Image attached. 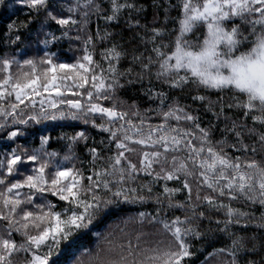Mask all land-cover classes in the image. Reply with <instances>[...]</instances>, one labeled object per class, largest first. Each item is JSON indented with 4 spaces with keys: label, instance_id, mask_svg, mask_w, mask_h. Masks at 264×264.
I'll return each instance as SVG.
<instances>
[{
    "label": "snow or ice",
    "instance_id": "snow-or-ice-1",
    "mask_svg": "<svg viewBox=\"0 0 264 264\" xmlns=\"http://www.w3.org/2000/svg\"><path fill=\"white\" fill-rule=\"evenodd\" d=\"M17 3L39 12L46 8L47 0H17ZM112 5L114 15L108 20H113L121 8L132 7L117 0H112ZM82 7L99 10L94 0H85ZM179 8V16L174 18L178 24L174 39L154 46L156 58L149 57L143 68L150 71L157 64V78L173 88L192 84L230 91L232 99L239 101L236 106L245 110V116L253 114V121L264 124V0H179ZM87 15L85 11L84 16ZM47 18L61 26L70 22L51 11L47 12ZM13 27L14 24L9 25L10 29ZM153 32L160 35L156 29ZM42 43L47 45L49 41L45 39ZM87 43H91V38ZM55 55L45 52L39 60L0 59V130L64 119L82 120L96 127L95 120L99 117L105 123L98 127L110 134L109 143H114L117 151L107 158L106 164L97 166L101 157L95 148L90 149L93 168L87 175L83 168L72 163L76 158L71 155L72 145L86 138L83 132L69 138V154L62 158L46 150L48 137H41L39 149L17 147L0 155V221L6 222V235H0V264H14L13 257L20 252L30 257L25 264H59L61 258L73 255L71 264H184L185 258L192 255L186 240L195 233L187 226L191 217L181 220L177 216L166 221L158 214L150 216L144 212L124 221L125 226L129 222L140 226L134 239L114 242L109 234L99 238L95 250L83 248L75 254L84 230L101 213L121 204L146 202L144 190L150 194L151 186H130L139 174L153 176L154 180H173L183 173L195 179L198 186L220 196L264 207V165L254 159L242 162L240 157L231 158L213 144L209 131L198 124L199 135L180 127L181 121L197 119L183 108L169 106L161 113L163 122L158 125H146L139 112H132L131 116L139 117V123H135L129 112L117 110L114 93L123 85L111 64L112 59L118 60L121 55L115 47L105 53L109 61L107 69L93 59L87 48L73 63L59 62ZM105 101L113 103L105 106ZM221 114L222 110L217 116ZM171 120L176 124L169 123ZM234 128L235 125L230 131ZM22 135L24 132L16 127L8 132L7 139ZM260 141L264 143V133ZM133 153L139 155L138 164L128 155ZM29 164L31 170L22 171L21 166ZM154 166H159V171ZM17 176L23 179H11ZM184 188L191 193L187 179ZM164 194L171 200L174 190L165 186ZM49 195L63 205L48 199ZM203 199L217 210L226 209L224 231L229 224L240 225L242 218H247V223L253 220L251 213L217 204L210 196ZM169 207L183 205L169 203ZM259 219V226L264 227V213ZM145 223L159 225L152 235L163 234L165 239L154 243L145 240L149 235L142 230ZM13 232L23 236L24 242L17 244L12 239ZM121 232L129 235L124 229ZM254 250L255 245L247 248L244 238L236 236L231 247L218 249L217 253L232 257L226 264H237L239 252ZM248 264L256 262L250 260Z\"/></svg>",
    "mask_w": 264,
    "mask_h": 264
},
{
    "label": "trees",
    "instance_id": "trees-1",
    "mask_svg": "<svg viewBox=\"0 0 264 264\" xmlns=\"http://www.w3.org/2000/svg\"><path fill=\"white\" fill-rule=\"evenodd\" d=\"M84 3L85 0H47L46 8L37 12L18 3L14 7H8L4 0V3L0 4V59L39 60L45 52H48L55 53V59L59 62L73 63L87 48L93 59L107 69L109 61L105 59V53L115 47L121 55L118 60L112 59L111 64L115 66L117 79L123 85L114 93L117 110L129 112V118L135 123H139V117L131 116L132 112H139L145 118L146 125H158L163 122L161 113L167 111L169 106L183 108L197 119L195 122L181 121L180 127L199 135V129L196 128L198 124L200 128L209 131L213 144L218 149L222 148L231 158L240 157L242 162L254 159L264 165V143L260 141V135L264 133V124L253 121V114L245 116V110L236 106L239 101L232 99V92L205 89L192 84L173 88L163 79L157 78V64H153L150 71L143 68V64L148 63L149 57L156 58L154 46L167 44L174 39V30L178 28L174 18L180 13L179 0H117L119 4L132 5V7L121 8L115 13L113 20L107 19L114 15L112 0H94L99 10L85 9L82 7ZM172 5L175 7H171ZM48 11L53 12L58 18L69 19L70 22L67 25H58L47 18ZM85 11H88L87 17L84 16ZM73 20L76 23H72ZM10 24H14L11 29ZM153 29L158 30L160 35L156 36ZM89 38L91 43H87ZM45 39L49 41L47 45L42 43ZM136 57L140 59L134 60ZM160 93L164 96L160 97L158 95ZM195 96H203L205 99H193ZM103 103L105 106H111L113 101ZM221 110L222 114L217 116ZM254 114L259 115V113ZM95 123L96 127L82 120H45L39 124L30 122L28 126L16 125L2 129L0 155L11 152L17 147L29 151L39 149L41 137H48L46 150L56 152L62 158L69 154L71 143L69 138L83 132L86 138L72 145L71 155L76 158L72 163L83 168L87 175L93 168L90 149L95 148L101 157L96 161L97 166L106 164L107 158L117 151L115 144L109 143L110 134L98 127L105 121L97 117ZM169 123L175 125L176 121L171 120ZM233 125L235 128L230 131ZM16 127H19L24 135L8 140V132ZM133 147L139 148L137 145ZM128 155L133 163H139L138 154ZM21 168L27 173L32 165H23ZM154 168L159 171V166ZM178 175V179L154 180L153 176L139 174L135 181L130 182V186L149 184L152 192L149 194L147 189L144 190L146 202L121 204L101 213L89 228L84 230L75 254H79L83 248L95 250L99 238L109 234L114 242L134 239L136 232L141 230L140 226L131 222L125 226L124 221L144 212L150 216L158 214L166 221H171L177 216L181 220L191 217V223L187 226L200 235L194 233L186 237L192 255L185 258L184 264H226L232 257L227 253H217V250L231 247L232 240L236 236L244 238L247 248L255 245L254 251L237 254V264H248L250 260L255 261L256 264H264V227L259 226L261 224L259 218L264 213V207L259 204H246L243 200H230L227 195L220 196L211 189L198 186L191 176L185 177L183 173ZM11 179H23V176ZM186 179L190 184L191 193L189 189L184 188ZM165 186L174 190L171 200L167 194H164ZM197 194L200 196L199 200ZM204 196H210L217 204L230 205L251 213L252 222L247 223V218H242L240 225L229 224L227 231H224L226 209L217 210L203 199ZM158 197L160 203H157ZM48 199L63 205V202L57 201L55 197L49 195ZM169 203L183 207H169ZM201 212L204 213L203 217L200 216ZM245 223L247 226H244ZM159 227L145 223L142 230L149 235L144 239L151 243L165 239L163 234L152 235ZM5 228L6 222L0 221V235H6ZM121 229L129 235L125 236ZM12 239L17 244L24 242V237L16 232H13ZM74 258L75 255L61 258L59 264H71ZM26 259L30 257L24 252L17 253L13 257L14 264H25Z\"/></svg>",
    "mask_w": 264,
    "mask_h": 264
},
{
    "label": "rangeland",
    "instance_id": "rangeland-1",
    "mask_svg": "<svg viewBox=\"0 0 264 264\" xmlns=\"http://www.w3.org/2000/svg\"><path fill=\"white\" fill-rule=\"evenodd\" d=\"M16 3H17V0H6V4L8 7H14Z\"/></svg>",
    "mask_w": 264,
    "mask_h": 264
}]
</instances>
